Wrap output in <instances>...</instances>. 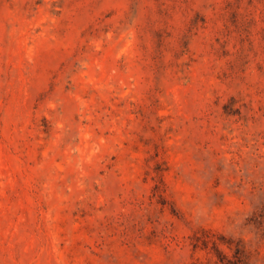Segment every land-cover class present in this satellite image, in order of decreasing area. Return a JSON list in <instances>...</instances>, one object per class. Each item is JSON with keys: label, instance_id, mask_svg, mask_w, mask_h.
I'll use <instances>...</instances> for the list:
<instances>
[{"label": "rangeland", "instance_id": "374dc122", "mask_svg": "<svg viewBox=\"0 0 264 264\" xmlns=\"http://www.w3.org/2000/svg\"><path fill=\"white\" fill-rule=\"evenodd\" d=\"M0 264H264V0H0Z\"/></svg>", "mask_w": 264, "mask_h": 264}, {"label": "trees", "instance_id": "16d2710c", "mask_svg": "<svg viewBox=\"0 0 264 264\" xmlns=\"http://www.w3.org/2000/svg\"><path fill=\"white\" fill-rule=\"evenodd\" d=\"M216 252H217V254L219 255V253H218V249H216Z\"/></svg>", "mask_w": 264, "mask_h": 264}]
</instances>
